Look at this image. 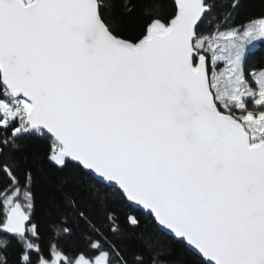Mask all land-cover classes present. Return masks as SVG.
I'll return each mask as SVG.
<instances>
[{
    "label": "snow or ice",
    "instance_id": "snow-or-ice-1",
    "mask_svg": "<svg viewBox=\"0 0 264 264\" xmlns=\"http://www.w3.org/2000/svg\"><path fill=\"white\" fill-rule=\"evenodd\" d=\"M240 7L0 0V264H145L115 213L98 222L69 194L79 175L143 209L195 264H264V68L244 67L264 19L230 26ZM35 164L57 173L47 242ZM139 239L166 264L165 240Z\"/></svg>",
    "mask_w": 264,
    "mask_h": 264
},
{
    "label": "trees",
    "instance_id": "trees-1",
    "mask_svg": "<svg viewBox=\"0 0 264 264\" xmlns=\"http://www.w3.org/2000/svg\"><path fill=\"white\" fill-rule=\"evenodd\" d=\"M220 2L223 3L224 0H220ZM261 19H264V0H241V7L233 14L230 26L240 27ZM135 21L137 23L140 21L139 13H137ZM244 67L248 72L264 68V41H258L246 53ZM41 149L42 144L36 141L32 143L29 151L39 153L42 156ZM34 167L36 168L33 184L35 195L34 222L39 226L42 237L47 242L52 235L51 228L55 218L52 211L53 201L60 199L59 194L54 191L57 173L47 165L35 164ZM69 174L79 175L75 170H65L63 173L65 176ZM68 191L76 198L81 209L97 217L98 222H103V216L106 212H113L118 216V223L124 229L123 241L128 248L129 255L134 252L143 253L145 264H149V254L139 239L141 233L149 231L166 241L165 246L170 252L163 257L166 264H195L183 244L162 236L159 229L154 226L151 217L145 216L140 210L130 208L127 203L119 198L114 189L103 186L86 175H79V179L69 187ZM96 193H105L106 200H97ZM127 215H137L141 220L140 227H128L125 222Z\"/></svg>",
    "mask_w": 264,
    "mask_h": 264
},
{
    "label": "rangeland",
    "instance_id": "rangeland-1",
    "mask_svg": "<svg viewBox=\"0 0 264 264\" xmlns=\"http://www.w3.org/2000/svg\"><path fill=\"white\" fill-rule=\"evenodd\" d=\"M256 21H258V20H256ZM252 22H255V21H252ZM250 23H251V22H250ZM248 24H249V23H248ZM248 24H247V25H248ZM258 41H264V39H260V40H256V41H254V42H253V45L255 46V44H256ZM253 45H248V46H247V48H246V53L254 47Z\"/></svg>",
    "mask_w": 264,
    "mask_h": 264
},
{
    "label": "water",
    "instance_id": "water-1",
    "mask_svg": "<svg viewBox=\"0 0 264 264\" xmlns=\"http://www.w3.org/2000/svg\"><path fill=\"white\" fill-rule=\"evenodd\" d=\"M95 180V179H94ZM96 181V180H95ZM103 185V184H102ZM103 186H105V185H103ZM112 189V188H111ZM135 210H140L143 214H144V210L143 209H141V208H134ZM177 241V240H176Z\"/></svg>",
    "mask_w": 264,
    "mask_h": 264
}]
</instances>
